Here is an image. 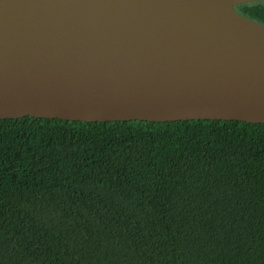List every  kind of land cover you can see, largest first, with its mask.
Wrapping results in <instances>:
<instances>
[{
    "label": "trees",
    "instance_id": "16d2710c",
    "mask_svg": "<svg viewBox=\"0 0 264 264\" xmlns=\"http://www.w3.org/2000/svg\"><path fill=\"white\" fill-rule=\"evenodd\" d=\"M0 264H264V123L0 118Z\"/></svg>",
    "mask_w": 264,
    "mask_h": 264
},
{
    "label": "water",
    "instance_id": "95a60500",
    "mask_svg": "<svg viewBox=\"0 0 264 264\" xmlns=\"http://www.w3.org/2000/svg\"><path fill=\"white\" fill-rule=\"evenodd\" d=\"M264 0H0V118L264 123Z\"/></svg>",
    "mask_w": 264,
    "mask_h": 264
}]
</instances>
